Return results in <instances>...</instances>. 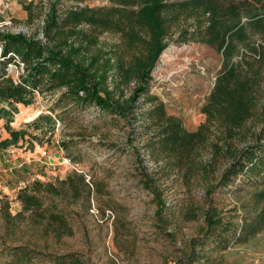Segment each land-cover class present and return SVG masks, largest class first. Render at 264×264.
<instances>
[{
    "label": "trees",
    "instance_id": "16d2710c",
    "mask_svg": "<svg viewBox=\"0 0 264 264\" xmlns=\"http://www.w3.org/2000/svg\"><path fill=\"white\" fill-rule=\"evenodd\" d=\"M49 2L43 37L0 31V118L7 119L11 135L0 145L16 143L26 134L10 125L18 104H32L35 91L60 93L59 100L65 98L78 108L96 106L131 125L143 121L145 147L156 167L150 170L139 159V168L144 187L158 203L159 219L169 209L159 181L174 176L188 193L182 215L186 220L203 215L206 236L219 250L245 244L263 231L264 0H108L98 7L86 0ZM27 10L33 20L31 8ZM106 32L118 34L120 42L101 47L99 36ZM173 40L207 44L223 57L201 109L205 121L195 130L186 128L159 96L150 94L152 72ZM13 62L22 65L17 78L9 72ZM37 121L51 118L40 114ZM74 174L88 185L84 175ZM66 182L58 186L35 180L32 191L26 186L17 199L23 211L48 219L57 232L72 234L67 215L44 202L48 194L63 195ZM228 186L247 194L236 221L235 216L225 220L212 205L203 209L197 199L200 195L211 201ZM72 188L78 194V186ZM9 204L2 207L4 212ZM20 215L21 211L12 219ZM201 244L202 237L193 239L191 246Z\"/></svg>",
    "mask_w": 264,
    "mask_h": 264
},
{
    "label": "rangeland",
    "instance_id": "374dc122",
    "mask_svg": "<svg viewBox=\"0 0 264 264\" xmlns=\"http://www.w3.org/2000/svg\"><path fill=\"white\" fill-rule=\"evenodd\" d=\"M49 1L0 0V31L43 37ZM86 3L91 7L109 4L108 0ZM27 7L33 20H29ZM99 42L101 47L112 45L120 42V36L106 32L100 34ZM222 60L207 44L173 40L152 72L150 94L159 96L170 114L195 130L205 121L201 109ZM8 68L14 78L22 72L16 62ZM59 94L35 91L32 104H18L10 125L26 134L16 143L0 145V264L71 260L73 264H264V230L245 244L219 250L206 236L203 215L193 220L182 215L188 193L174 176L159 181L169 209L160 214L162 220L158 218V203L144 187L139 168V159L150 170L156 167L145 147L143 121L131 125L96 106L81 109L65 98L59 100ZM40 114L50 116L51 121L38 122ZM6 121L0 119V143L11 137ZM74 172L84 175L88 185ZM35 180L58 186L67 180L63 195L48 194L44 202L67 215L72 234L57 232L48 219L23 211L18 192L28 185L32 191ZM72 184L78 186V194L73 193ZM234 190V186L218 190L211 201L198 195V203L203 209L212 205L225 220L235 216L236 221L243 214L241 201L247 194ZM7 202L9 208L4 212ZM20 211L22 215L12 219ZM201 237L203 244L192 247L193 239Z\"/></svg>",
    "mask_w": 264,
    "mask_h": 264
},
{
    "label": "crops",
    "instance_id": "0c3cea01",
    "mask_svg": "<svg viewBox=\"0 0 264 264\" xmlns=\"http://www.w3.org/2000/svg\"><path fill=\"white\" fill-rule=\"evenodd\" d=\"M0 119H3V118H0Z\"/></svg>",
    "mask_w": 264,
    "mask_h": 264
}]
</instances>
